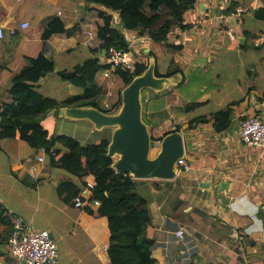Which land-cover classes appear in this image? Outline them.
<instances>
[{
    "label": "crops",
    "instance_id": "obj_1",
    "mask_svg": "<svg viewBox=\"0 0 264 264\" xmlns=\"http://www.w3.org/2000/svg\"><path fill=\"white\" fill-rule=\"evenodd\" d=\"M238 7L244 10L240 16ZM261 7L264 0H196L184 23L156 43L147 33L124 28L118 12L95 2L0 0V105L12 101L8 90L13 76L40 55L56 67L34 83L44 96L65 100L82 94L59 71H73L96 55L104 62L98 27L102 12L112 14L113 26L126 37L135 62L148 64L154 56L162 73L173 62L181 72L187 70L183 84L143 91L144 119L154 140L179 127L190 165L174 179H136L151 215L147 236L156 264H264V149L242 143L238 135L246 117L259 114L264 119V20L254 14ZM53 18L65 30L46 39L43 33ZM197 18L203 21L199 26L193 23ZM179 44L181 49L170 46ZM117 76L105 77L102 70L96 74L95 83L105 88L97 98L103 110L118 101L123 84ZM227 108L232 110L231 125L218 132L215 113ZM52 111L43 121L48 129L49 123L69 120ZM196 117L206 122L190 126ZM70 122L77 126L79 121ZM82 122L88 128L85 136H71L88 143L95 129L91 122ZM106 130L103 138L111 139L112 129ZM64 180L83 185L94 176L81 178L52 167L46 149L32 147L19 131L14 138L0 135V204L6 217L0 221V264L14 260L8 236L15 216L51 231L59 248L55 264H112L108 219L88 212L86 189L83 207L63 200L58 186ZM224 181L227 188L218 197L215 187ZM179 228L185 233L182 239L176 234Z\"/></svg>",
    "mask_w": 264,
    "mask_h": 264
},
{
    "label": "trees",
    "instance_id": "obj_2",
    "mask_svg": "<svg viewBox=\"0 0 264 264\" xmlns=\"http://www.w3.org/2000/svg\"><path fill=\"white\" fill-rule=\"evenodd\" d=\"M95 2L111 11L119 13L122 26L126 29L140 30L147 33L156 43L166 41L174 26L183 24L185 13L192 9L196 0H86ZM236 4H233L234 8ZM231 8V9H232ZM257 18L264 20V7L254 10ZM102 24L98 27V37L103 40L100 54L111 47L128 50V42L120 29L113 26L112 14L101 13ZM65 25L53 18L43 37L49 38L54 33L64 32ZM181 49L182 45H170ZM99 53V52H98ZM109 67L101 63L96 55L78 65L73 71H59L67 82L83 89L80 95L65 100L44 96L34 83L49 72L56 70L54 62L40 55L29 60L27 65L13 76L9 93L12 101L0 105V135L3 138H14L19 131L21 139L35 148L45 147L52 167L62 169L81 178L92 175L95 184L90 187L87 210L96 217H106L110 229V245L108 247L112 264H156L152 256V241L147 236V228L151 223V215L146 208L147 201L136 190L137 180L129 174H117L112 167L113 159L107 155L110 139L97 138L83 143L78 138L51 133L43 124L48 114L64 106L90 105L99 107L97 98L105 93V88L95 83L96 74ZM147 68L146 63L136 62L132 70L118 69L126 87L135 76L141 75ZM181 67L173 62L169 69L162 73L157 67L158 76H172L181 72ZM183 84V83H181ZM116 104L106 112H114L121 105V91ZM264 100V97L263 99ZM100 108V107H99ZM231 109L219 110L215 113L213 125L216 131L227 130L231 125ZM206 122L202 117L190 121ZM192 124V125H191ZM175 130H180L176 128ZM154 139V137H153ZM162 139V137L160 138ZM88 183L78 185L72 180H64L58 186L59 196L66 202L82 201ZM95 201L100 204L95 205ZM4 209L0 204V221ZM8 223V222H7ZM10 234L13 225H10ZM8 236V238H9Z\"/></svg>",
    "mask_w": 264,
    "mask_h": 264
},
{
    "label": "water",
    "instance_id": "obj_3",
    "mask_svg": "<svg viewBox=\"0 0 264 264\" xmlns=\"http://www.w3.org/2000/svg\"><path fill=\"white\" fill-rule=\"evenodd\" d=\"M156 70L157 60L150 56L146 70L122 89L121 105L115 112L83 105L60 107L52 114L74 121H89L99 131L111 128L107 155L113 159L112 167L117 174H129L134 179H174L179 174L177 161L185 156L184 136L181 131L173 130L160 140L153 139L150 125L144 119L143 91L161 92L178 86L187 70L172 76H158ZM227 185L224 181L215 187L218 197Z\"/></svg>",
    "mask_w": 264,
    "mask_h": 264
},
{
    "label": "built area",
    "instance_id": "obj_4",
    "mask_svg": "<svg viewBox=\"0 0 264 264\" xmlns=\"http://www.w3.org/2000/svg\"><path fill=\"white\" fill-rule=\"evenodd\" d=\"M243 8L237 9V15L240 16L243 13ZM196 26L203 23L201 18H197L193 21ZM29 24L26 22L23 27H27ZM3 29L0 27V38L3 37ZM232 37L233 34H231ZM104 64L109 65L103 72L105 77H109L114 71L132 70L134 67V60L131 59L129 52L117 47H111L108 55L106 56ZM239 140L247 145H253L264 149V119L259 114H253L242 120L239 128ZM40 161L44 160V157H39ZM179 173L190 170V165L186 156L180 158L177 161ZM89 192L90 187L94 185L88 182ZM75 204L78 207H83L84 202L80 199H75ZM100 204L99 201H95V205ZM13 225V231L8 238V244L10 251L14 257L12 264H55L59 258V248L57 241L52 237L49 229H38L33 224H28L22 217L15 216L11 220ZM179 238H184L183 228H179L176 231Z\"/></svg>",
    "mask_w": 264,
    "mask_h": 264
},
{
    "label": "rangeland",
    "instance_id": "obj_5",
    "mask_svg": "<svg viewBox=\"0 0 264 264\" xmlns=\"http://www.w3.org/2000/svg\"><path fill=\"white\" fill-rule=\"evenodd\" d=\"M239 8V7H238ZM238 8H236V11H237V9ZM235 11V13L237 14V12ZM184 23V22H183ZM104 52H105V54H106V51L104 50ZM109 52V51H108ZM126 52H131V51H129V45H128V50L126 51ZM107 55H108V53H107ZM131 55V54H130ZM105 58H106V56H105ZM131 59H133V56H131ZM134 60V59H133ZM134 63H136L135 62V60H134ZM107 68H105V69H103L102 70V72H104L105 70H106ZM117 71V70H116ZM116 71H114L113 73H116ZM113 73H111V75L113 74ZM104 75V74H103ZM110 75V76H111ZM109 76V77H110ZM117 79H116V81L117 82H121L122 84H123V81L121 80V78H119L118 76L116 77ZM124 88L125 86H124V84H123V86H121V88ZM120 88V89H121ZM75 89V88H74ZM119 89V90H120ZM147 90V89H146ZM75 91V90H74ZM148 91H150V90H148ZM146 92V91H145ZM118 94H119V92H118ZM101 108V107H100ZM112 108V107H111ZM111 108H109V109H111ZM102 109V108H101ZM118 110V109H117ZM115 112V111H114ZM197 113H199V112H197ZM64 122H62L61 120H59V123H49V125H47L48 127H49V129H50V131H52V132H58V130H63L64 132H66L67 134H69V135H75V136H78V137H82V136H85V134H86V132H87V130H88V128L86 127V124L84 123V122H82L83 120H80L76 125L77 126H75V124L74 123H72V122H70V120H63ZM75 129V130H74ZM107 128H105L104 130H102V131H99V130H95V132H94V134H91L90 135V138H89V140L91 141V140H95V139H97V138H102L103 137V135H108V131L109 130H106ZM176 129V128H175ZM107 137V136H106ZM43 148V151L45 150V147H42ZM41 157V156H40ZM43 157V156H42ZM89 183H91V184H95V181H92V182H89Z\"/></svg>",
    "mask_w": 264,
    "mask_h": 264
}]
</instances>
